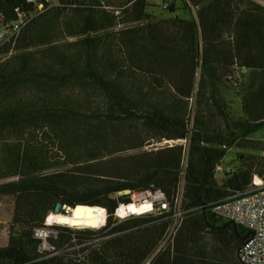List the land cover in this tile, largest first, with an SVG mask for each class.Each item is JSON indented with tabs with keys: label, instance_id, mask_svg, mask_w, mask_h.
<instances>
[{
	"label": "trees",
	"instance_id": "trees-1",
	"mask_svg": "<svg viewBox=\"0 0 264 264\" xmlns=\"http://www.w3.org/2000/svg\"><path fill=\"white\" fill-rule=\"evenodd\" d=\"M149 1L39 0L41 11L0 49V198L13 202L0 264H240L248 232L212 208L254 177L264 183V147L250 139L264 132V7L177 0L158 17ZM177 3L193 18L171 16ZM16 10L36 6L0 0L5 22ZM229 87L241 100L237 119ZM174 141L187 147L144 150ZM232 149L256 154L240 155L218 182ZM145 190L161 191L168 211L113 219L129 201L120 192ZM57 203L103 208L106 224L48 227ZM36 230L57 232L50 251Z\"/></svg>",
	"mask_w": 264,
	"mask_h": 264
},
{
	"label": "built area",
	"instance_id": "built-area-1",
	"mask_svg": "<svg viewBox=\"0 0 264 264\" xmlns=\"http://www.w3.org/2000/svg\"><path fill=\"white\" fill-rule=\"evenodd\" d=\"M52 6L56 0H42ZM177 0H158L159 8L166 10L171 3ZM28 4L36 6L33 13L16 10V18L12 22H5L0 16V49L6 45H13L22 30L43 8L39 0H26ZM222 165L215 168L216 175L224 174ZM257 180V182H256ZM127 203L119 205L115 210L113 219L118 222L145 216L157 217L168 211V202L164 194L159 191H136L129 194ZM123 208L124 215L119 216L117 211ZM212 212L218 218L241 226L248 232L247 238L238 250L237 257L240 264H264V183L254 177L252 187L242 195L227 198L213 205ZM175 226L172 227L165 238V243L172 237ZM33 236L41 241V249L50 251L51 247L46 242L47 238H55L54 230H36Z\"/></svg>",
	"mask_w": 264,
	"mask_h": 264
},
{
	"label": "rangeland",
	"instance_id": "rangeland-1",
	"mask_svg": "<svg viewBox=\"0 0 264 264\" xmlns=\"http://www.w3.org/2000/svg\"><path fill=\"white\" fill-rule=\"evenodd\" d=\"M105 3H107L110 7H114L117 8L121 5H123L125 3L126 0H102ZM255 3L261 5L264 7V1L263 0H252ZM150 5L152 6V8L148 11V13H151L155 16L158 17H168L170 16L169 14H167L166 12H162V10L160 8H157L159 6V2L158 0H150ZM176 7L179 9V11H176V13H174L171 16H177L179 18H193V12H189V11H185L183 9V7L181 6V4L177 3ZM224 96L228 102V104L231 107V112L234 115V117L237 119L240 117V104H241V100L239 97L236 96L235 91L229 87V90H224ZM251 141L254 142V146L256 147H264V132H259L253 136L250 137ZM182 145L184 147V149L187 147V142L185 141H174V142H163L160 144H155L153 146H148L146 147L144 150H150V149H155V148H159V147H171V146H179ZM244 154H256V152L253 149L250 150H242V149H232L230 150L227 155L225 156V158L223 159L221 165L222 168L224 170H235V168L238 167V159L240 155H244ZM261 156H264L263 153L259 154ZM183 166H185V158L183 161ZM224 177L223 174H218L217 175V181H221L222 178ZM131 196L129 195V198ZM13 213V202L12 199L10 198H0V247H4L7 244V239H8V226H9V222L11 219ZM53 215L52 213L48 215L51 216ZM105 222L103 224V226L106 224V219H107V214L105 211ZM181 214L179 212L176 213V219L180 216ZM45 225L48 227H53V226H62V227H68L72 230H83L86 228H79V227H69L66 225H57V224H49L47 222V220L45 219ZM101 226V227H103ZM99 228H88L91 230H98ZM165 244V242L161 243V245ZM43 250V249H42ZM149 261V260H148Z\"/></svg>",
	"mask_w": 264,
	"mask_h": 264
},
{
	"label": "bare ground",
	"instance_id": "bare-ground-1",
	"mask_svg": "<svg viewBox=\"0 0 264 264\" xmlns=\"http://www.w3.org/2000/svg\"><path fill=\"white\" fill-rule=\"evenodd\" d=\"M257 182V180H256ZM119 216L124 215L123 208H119L117 211ZM105 210L100 207H83L76 208L71 211L63 219H60L58 215H51L47 217V222L49 224L66 225L69 227H79V228H99L103 226L105 222Z\"/></svg>",
	"mask_w": 264,
	"mask_h": 264
},
{
	"label": "water",
	"instance_id": "water-1",
	"mask_svg": "<svg viewBox=\"0 0 264 264\" xmlns=\"http://www.w3.org/2000/svg\"><path fill=\"white\" fill-rule=\"evenodd\" d=\"M129 191H123L119 193V196H124V195H129ZM83 207H89V208H94L91 206H85V205H76L74 207H68V206H63L60 203H57L55 205V208L52 212L53 215H58L60 216V219H63L65 216H67L71 211L75 210L76 208H83Z\"/></svg>",
	"mask_w": 264,
	"mask_h": 264
},
{
	"label": "crops",
	"instance_id": "crops-1",
	"mask_svg": "<svg viewBox=\"0 0 264 264\" xmlns=\"http://www.w3.org/2000/svg\"><path fill=\"white\" fill-rule=\"evenodd\" d=\"M177 223H178V220L175 219L174 222H173V224H172V226H171V228L174 227V226H175V228H176V227H177ZM171 228H170V229H171ZM164 242H165V240H164ZM164 242H163V243H164ZM164 245H165V244L160 245L159 248H158V251L161 250V249L164 247Z\"/></svg>",
	"mask_w": 264,
	"mask_h": 264
}]
</instances>
